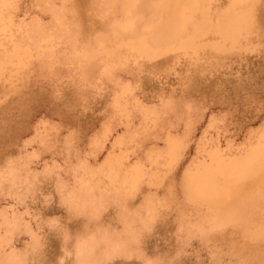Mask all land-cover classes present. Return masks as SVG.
Wrapping results in <instances>:
<instances>
[{
    "label": "rangeland",
    "instance_id": "obj_1",
    "mask_svg": "<svg viewBox=\"0 0 264 264\" xmlns=\"http://www.w3.org/2000/svg\"><path fill=\"white\" fill-rule=\"evenodd\" d=\"M157 1L138 0L134 32L117 26L127 0L12 2L16 40L31 44L30 32L50 44L0 75V264H80L87 244L84 264H249L264 253L239 229L209 231L186 194L187 173L213 140L243 154L264 130V0H216L214 18L236 1L253 9L234 46L210 32L195 49L136 59L127 43ZM169 137L187 144L172 170L164 156L154 164ZM119 153L129 169L145 163L137 189L107 177L106 159Z\"/></svg>",
    "mask_w": 264,
    "mask_h": 264
},
{
    "label": "bare ground",
    "instance_id": "obj_2",
    "mask_svg": "<svg viewBox=\"0 0 264 264\" xmlns=\"http://www.w3.org/2000/svg\"><path fill=\"white\" fill-rule=\"evenodd\" d=\"M14 1L16 0L0 1V48L3 55L1 57L3 60H0V75L4 70V64L12 62L14 57L21 61L28 56L32 46L40 50L45 45L47 47V43L50 42L42 34L41 37L39 36L40 38H36L37 33H33L35 34L33 35L35 37H33L29 32L30 28L26 31L29 32V38L32 40L31 44L16 40L15 28H13L16 18H13L11 12V9L14 8L10 9ZM215 2L216 0H158L153 5L154 12L151 19L143 25L142 34L130 41L128 40L127 46L136 51V59L153 58V60L173 49H183L184 51L189 48L195 49L197 41L210 32L219 35L224 43L229 42L234 46L240 42L242 32L253 24V9L239 10V2L236 1L232 3L224 16L214 18L212 11ZM137 3L138 0H127L125 18L121 22L119 21L120 23L117 25L120 32L136 31L138 21L143 19L136 11ZM23 29L22 31H24ZM33 31L35 30L31 32ZM46 35L48 36L47 33ZM25 39L27 40V38ZM103 44L105 43L100 45ZM124 45L122 47H127ZM195 52L197 53V51ZM109 54L111 56L110 52ZM87 55H84V57ZM110 63L112 64V62ZM110 63L105 65L106 72H109L112 67ZM2 76L0 78H3ZM128 87H124L123 93H126ZM119 99H121V96ZM140 103L142 102L140 101ZM124 107L127 110L126 105ZM148 110L146 111L150 113L154 109ZM121 112L125 111L121 110ZM147 118H150V115ZM258 137L255 143L248 146L245 153L234 155L230 152L232 146L230 140L227 141L226 146H223L219 140L212 141L210 137L212 141L211 150L207 153H201L199 161L195 162V168L187 173L186 194L190 202L205 211L203 221L208 223L207 228L209 231L236 228L242 232L248 244L264 248V130L261 131ZM122 142H124L123 138L119 140V144H122ZM185 145L187 144H183L177 137H169V147L155 157L154 164L155 161H158L159 156H164L166 158L165 164L171 170L174 169L182 158ZM123 155V153L110 155L106 159L110 168L114 170L113 173H108L107 177L112 183L119 182L120 186H124L129 190L137 189L144 176L149 174L148 169L144 166L145 163L143 162V164L140 160H136L129 169ZM78 183L83 184L90 191L94 188L88 180L81 179ZM199 228L204 231V224H200ZM89 246L90 244H87L86 248H83V246L78 248L80 264H84L88 260L85 254ZM256 257L252 256L246 263L250 264L255 259H258V264L264 263V253H257Z\"/></svg>",
    "mask_w": 264,
    "mask_h": 264
}]
</instances>
